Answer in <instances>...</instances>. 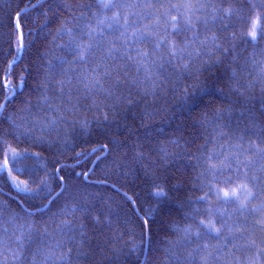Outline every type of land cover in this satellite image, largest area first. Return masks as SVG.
Instances as JSON below:
<instances>
[{
    "label": "trees",
    "instance_id": "16d2710c",
    "mask_svg": "<svg viewBox=\"0 0 264 264\" xmlns=\"http://www.w3.org/2000/svg\"><path fill=\"white\" fill-rule=\"evenodd\" d=\"M103 2L0 0V70L12 63V83L22 82L0 114L5 150L22 154L13 174L32 188L45 175L64 178L33 198L0 173V264H264V40L246 35L261 0ZM187 3L195 37L172 38L199 55L169 63L162 47L151 81L127 57H107L112 45L151 53L170 31L164 13ZM125 17V35L147 26L150 42L119 39ZM93 70L103 90L85 88ZM229 178L256 193L248 210L209 193Z\"/></svg>",
    "mask_w": 264,
    "mask_h": 264
},
{
    "label": "snow or ice",
    "instance_id": "6c2138e0",
    "mask_svg": "<svg viewBox=\"0 0 264 264\" xmlns=\"http://www.w3.org/2000/svg\"><path fill=\"white\" fill-rule=\"evenodd\" d=\"M262 5H264V0H261ZM156 3H159V0H156ZM145 7H152L153 6V0H146ZM162 6V5H161ZM102 7L105 9L114 8L116 5L113 3V0H106V2L102 3ZM183 8H186L187 11H182L181 7H178L176 4H172L171 7L168 9L167 12L164 13L165 18L167 19L170 17V20L167 21V25L170 26V31H166V35L164 37H161L158 39L155 44L152 52L143 51V50H135V55H130L126 50L121 51L120 48L115 47L114 45L110 46L107 49V57L110 59H116L117 53H119V57L123 59L124 57H127L129 60H132L137 65V71L139 72L141 69L144 70L145 80L151 81L152 77L150 75L151 68L157 63L155 59H153V56H157L160 53V50L162 47L165 48L167 54H168V61L171 62L172 59L177 60H183L186 58H190L193 55H199V50H193V51H186L189 42H185L184 46L181 47L177 44V42L172 38L173 34L176 36H179L183 32H192L193 36L195 37V28L196 24L192 20V14H193V5L191 3H187L182 6ZM255 8L256 5H253ZM196 11H199V7L196 8ZM225 16H231L234 12L232 9H225ZM22 13H17V16L21 15ZM149 17H151V13L148 14ZM215 18V17H214ZM157 22H159V17H156ZM199 19V18H198ZM221 19H224V17H221ZM106 20L109 21L108 27L112 28L114 24H119L120 22V14L115 13L112 17L106 18ZM101 24L105 23V20L100 21ZM206 23V22H205ZM132 27V25L128 24L127 17L124 18V24L120 25V28L118 30L120 31V37L119 39L127 40L135 38L137 42H143L148 43L150 42L149 38L153 35V32L151 29H149L147 26L143 29H137L136 31L131 33L130 37H127L125 34L128 32V28ZM16 28L20 29V23L19 19H17ZM92 32H95V29L92 30ZM89 35H92V33H89ZM247 37L250 38L251 42L255 43L259 40H264V7H261L260 12L255 15V17H250V23L248 25V29L246 32ZM198 39V37H196ZM19 47L17 48V51H21L24 47L23 44V33L21 32L19 34ZM212 41L214 43L215 37L212 38ZM111 43V42H110ZM201 44L207 43V41H201ZM216 47H219V45H215ZM88 48H91V45L87 46ZM127 48V44L124 46ZM80 59H84V51H81ZM160 60H163V56H159ZM15 60V57L13 58ZM103 63V61H101ZM12 63H9L8 70H0V114L4 112V110L7 107V104L12 100V98L15 95V89L17 87L22 86L21 84L14 85L11 80V69H12ZM162 66V65H161ZM185 68H187V65H184ZM106 75H110V73L105 72ZM99 73H97L95 70H93V73L89 76H86L84 78V86L88 89H97V90H103V86L101 83V80L99 78ZM143 83V81H141ZM106 91V90H105ZM105 120L108 119L107 115L104 117ZM261 139H264L262 137ZM5 141L3 137H0V160L3 161V163H0V173H7L8 176L12 180L13 187L18 192H24V193H32L33 198L39 197L41 193H44L46 190L49 189L50 184L49 181L51 179H57L59 181H63V177H48L45 175L43 179L39 181V186L36 188H32L29 186L27 182L24 180H18L17 177L13 174L14 170L19 171V169L15 168V162L22 156L21 153L17 152L14 148L11 147V145L7 146V150L4 148ZM253 148H255V145H252ZM93 152L96 151V149L92 150ZM256 151L264 153V148L256 149ZM79 155V153L77 154ZM99 159V157H97ZM212 157H209V160H211ZM12 162V166L10 167L9 164ZM227 168H231V163H228L226 165ZM213 168H215V165H213ZM57 172L59 169L56 170ZM255 179V177H254ZM223 187H215L209 189V193L211 195L215 196V198L219 201H223L225 205H238V211H244L248 210V201L250 199L255 198L256 193H254L249 187L248 184L244 181H241L240 183H234L230 178L223 182ZM63 191V189H62ZM60 193H57L58 196ZM153 195L156 198H162L165 196V193L162 189H159L153 193ZM243 197V199H242ZM209 198L208 194H205L204 196L200 197L201 200L207 202ZM131 199V197H129ZM51 202V201H50ZM134 203V201H133ZM264 207V206H262ZM253 213L257 212V208L251 209ZM214 214H220L223 215V213H218L217 210H211L209 212V216ZM200 225L205 230L206 234H215V236L218 238L221 233V229L216 226V222L209 220H200ZM145 224H147V220H145ZM197 235H200L198 232ZM17 240L20 241L21 237H17ZM2 243V241H0ZM256 264H259V258H257Z\"/></svg>",
    "mask_w": 264,
    "mask_h": 264
}]
</instances>
